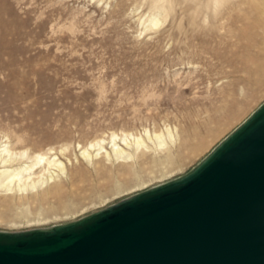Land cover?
Segmentation results:
<instances>
[{
    "label": "rangeland",
    "instance_id": "374dc122",
    "mask_svg": "<svg viewBox=\"0 0 264 264\" xmlns=\"http://www.w3.org/2000/svg\"><path fill=\"white\" fill-rule=\"evenodd\" d=\"M262 104L264 0H0V140L66 169L45 188L0 186V231L78 221L177 179ZM113 132L149 146L136 174L105 155Z\"/></svg>",
    "mask_w": 264,
    "mask_h": 264
},
{
    "label": "water",
    "instance_id": "95a60500",
    "mask_svg": "<svg viewBox=\"0 0 264 264\" xmlns=\"http://www.w3.org/2000/svg\"><path fill=\"white\" fill-rule=\"evenodd\" d=\"M0 264H264V104L187 174L48 229Z\"/></svg>",
    "mask_w": 264,
    "mask_h": 264
},
{
    "label": "bare ground",
    "instance_id": "6f19581e",
    "mask_svg": "<svg viewBox=\"0 0 264 264\" xmlns=\"http://www.w3.org/2000/svg\"><path fill=\"white\" fill-rule=\"evenodd\" d=\"M154 24H158V21L155 20ZM168 133L171 134L170 140L174 141L173 132L169 129ZM156 136L162 138L164 134H157ZM106 140L99 138L91 142L86 146L82 154L90 159L94 155H101L103 153L102 150L105 148L104 143H106ZM127 140L128 135L125 134L120 137L119 134L113 132L107 143L111 144V151H106L105 155L112 160L125 162L128 173L136 174L137 165L140 164L138 160L146 156L149 146L144 139L134 138L135 147L130 151L120 148V141L128 145ZM166 145H168V142L161 139L159 146L163 147ZM91 150H93L92 153ZM55 155L48 152L30 153L27 149L15 151L11 148L10 143L0 140V186L11 191L17 189L19 192L45 188L50 182H55L60 173L66 170L64 164ZM173 160L174 157L170 154L163 162L167 163Z\"/></svg>",
    "mask_w": 264,
    "mask_h": 264
}]
</instances>
